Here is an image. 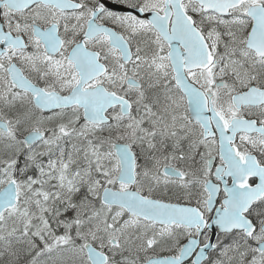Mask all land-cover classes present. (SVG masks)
Returning a JSON list of instances; mask_svg holds the SVG:
<instances>
[{"label": "snow or ice", "instance_id": "snow-or-ice-1", "mask_svg": "<svg viewBox=\"0 0 264 264\" xmlns=\"http://www.w3.org/2000/svg\"><path fill=\"white\" fill-rule=\"evenodd\" d=\"M0 264H264V0H0Z\"/></svg>", "mask_w": 264, "mask_h": 264}]
</instances>
